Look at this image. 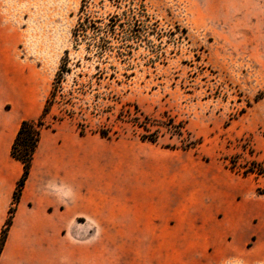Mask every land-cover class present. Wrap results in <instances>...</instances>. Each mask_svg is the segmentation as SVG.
Instances as JSON below:
<instances>
[{
	"label": "rangeland",
	"instance_id": "obj_1",
	"mask_svg": "<svg viewBox=\"0 0 264 264\" xmlns=\"http://www.w3.org/2000/svg\"><path fill=\"white\" fill-rule=\"evenodd\" d=\"M8 10L17 53L46 91L43 126L63 123L119 176H197L198 191L232 190L239 177L264 204V0H19ZM65 50L71 70L52 87Z\"/></svg>",
	"mask_w": 264,
	"mask_h": 264
},
{
	"label": "crops",
	"instance_id": "obj_2",
	"mask_svg": "<svg viewBox=\"0 0 264 264\" xmlns=\"http://www.w3.org/2000/svg\"><path fill=\"white\" fill-rule=\"evenodd\" d=\"M16 1L0 0V233L23 171L12 143L46 100L17 53ZM90 153L63 123L40 128L0 264H264V204L247 180L198 191L197 176H119L115 160Z\"/></svg>",
	"mask_w": 264,
	"mask_h": 264
},
{
	"label": "trees",
	"instance_id": "obj_3",
	"mask_svg": "<svg viewBox=\"0 0 264 264\" xmlns=\"http://www.w3.org/2000/svg\"><path fill=\"white\" fill-rule=\"evenodd\" d=\"M110 20L113 21V19H110ZM106 25H107L106 31H109V32L114 31L113 24L107 23ZM84 31H86V27H84V22L79 21L77 25L73 28L72 34L73 36L77 37L78 35L81 34V32H84ZM64 52L65 53H64V56L61 58L59 69L57 70L55 77L53 78L52 87H55V86L60 87V84L64 80V77H65L64 75L70 72L71 70L68 66V62H69L68 51L65 50ZM49 93L52 94V91L49 90ZM47 109H48V99L46 98L45 104L43 107V112L38 119L36 120L23 119L20 122L19 128L17 130L16 136L11 146V155L22 163L23 171L17 182L15 190L13 192V200H12V205L9 208V214L1 229L0 252L3 248L9 225L11 224L13 211L19 200L20 193L25 183V180L29 174L31 160L33 158L34 151L38 145L39 138H40V128L44 125L43 116L46 113ZM79 133L84 134L82 129H79ZM100 134L101 136H106L105 131H100ZM142 139H147L150 142L156 141L155 135L153 134L143 135ZM254 165L255 163L253 161L252 166Z\"/></svg>",
	"mask_w": 264,
	"mask_h": 264
}]
</instances>
